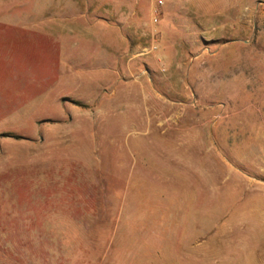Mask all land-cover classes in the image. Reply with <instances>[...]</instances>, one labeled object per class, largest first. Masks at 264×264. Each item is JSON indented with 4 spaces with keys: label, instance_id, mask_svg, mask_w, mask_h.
<instances>
[{
    "label": "rangeland",
    "instance_id": "rangeland-1",
    "mask_svg": "<svg viewBox=\"0 0 264 264\" xmlns=\"http://www.w3.org/2000/svg\"><path fill=\"white\" fill-rule=\"evenodd\" d=\"M85 1L0 50V264H264V0Z\"/></svg>",
    "mask_w": 264,
    "mask_h": 264
},
{
    "label": "crops",
    "instance_id": "crops-1",
    "mask_svg": "<svg viewBox=\"0 0 264 264\" xmlns=\"http://www.w3.org/2000/svg\"><path fill=\"white\" fill-rule=\"evenodd\" d=\"M30 1L31 0H0V43H3L0 44L1 51L3 49L11 50L12 48L15 50L14 46H16L18 42L26 44L25 40H22V38L20 39V37L14 34L11 30H14V32L19 30L32 32L38 29L35 33H31V37L32 39L43 41L46 40L45 38H48L53 34L58 35V32L60 34L63 32H65V34H73V32L81 31L82 33L83 30L89 26L93 29H97L99 34L100 29L105 31H108L109 29L106 24H100L99 10L94 11L91 7H89L90 1L72 0L74 6L68 8L66 5L62 4H66L68 0H55V2L60 1L61 4L58 7V13L60 15L63 14L65 18V22L57 23V21H55L56 23L53 22L55 24L46 21L49 18L47 14L38 15L32 12H20L21 8H23V6ZM69 19L73 21L69 23ZM85 19L88 20L86 25ZM9 31L12 35L8 33ZM21 37L26 38V35ZM56 37L58 38V36ZM58 41H62L60 40V37ZM16 49L18 50L20 48L16 47ZM23 49L28 52V49ZM1 59L2 57H0V60ZM77 60L78 59L75 58V62L73 63L76 65L75 68H77L79 64L82 65V63H79ZM65 63L68 66V62L66 61Z\"/></svg>",
    "mask_w": 264,
    "mask_h": 264
},
{
    "label": "built area",
    "instance_id": "built-area-1",
    "mask_svg": "<svg viewBox=\"0 0 264 264\" xmlns=\"http://www.w3.org/2000/svg\"><path fill=\"white\" fill-rule=\"evenodd\" d=\"M159 1V6H163L164 3H163V0H158Z\"/></svg>",
    "mask_w": 264,
    "mask_h": 264
}]
</instances>
